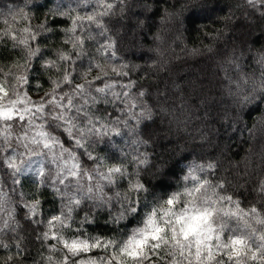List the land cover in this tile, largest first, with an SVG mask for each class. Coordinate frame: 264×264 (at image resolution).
Returning <instances> with one entry per match:
<instances>
[{
	"label": "clouds",
	"instance_id": "9594fccd",
	"mask_svg": "<svg viewBox=\"0 0 264 264\" xmlns=\"http://www.w3.org/2000/svg\"><path fill=\"white\" fill-rule=\"evenodd\" d=\"M0 264H264V0H0Z\"/></svg>",
	"mask_w": 264,
	"mask_h": 264
}]
</instances>
